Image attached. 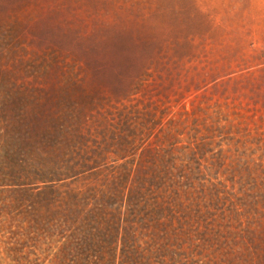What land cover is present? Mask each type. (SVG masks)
I'll list each match as a JSON object with an SVG mask.
<instances>
[{
    "label": "rangeland",
    "instance_id": "374dc122",
    "mask_svg": "<svg viewBox=\"0 0 264 264\" xmlns=\"http://www.w3.org/2000/svg\"><path fill=\"white\" fill-rule=\"evenodd\" d=\"M241 104L242 123L262 133L240 149L251 161L228 151L233 133L198 132L208 113L215 117L219 108ZM122 111L145 131L140 150L156 139L160 160L177 166L174 177L197 186L219 182L239 198L240 183L232 179L241 180L248 161L264 192V0H0L5 264H125L121 235L103 228L87 238L88 223L70 227L37 217L39 207L64 204L66 195L49 189L44 173L34 176L28 166L34 143L46 156L51 148L50 154L76 146L85 141L73 134L78 127L91 126L96 136ZM96 138L88 144H105L100 134ZM138 153L97 156L94 170L111 172ZM77 199L86 210L94 203L92 196ZM212 242L194 226L165 264H212Z\"/></svg>",
    "mask_w": 264,
    "mask_h": 264
},
{
    "label": "trees",
    "instance_id": "16d2710c",
    "mask_svg": "<svg viewBox=\"0 0 264 264\" xmlns=\"http://www.w3.org/2000/svg\"><path fill=\"white\" fill-rule=\"evenodd\" d=\"M224 109L219 108L215 117L208 113L198 132H206L207 137L216 130L233 133L228 151L236 158L246 156L248 160L249 156L240 149H245L248 142L261 139L262 133L259 129L253 132L249 123H242L247 116L245 105H227ZM135 122L122 111L118 121L108 123L96 136L91 126H80L71 132L84 142L53 149L52 154L51 148L48 156L43 147L25 137L29 147L33 144L28 161L31 172L34 176L44 173V181L52 185L49 189L66 195L61 197L64 204L48 203L45 209L39 207L35 212L37 217L43 221L64 220L70 227L78 222L88 223L91 226L86 231L87 238H94L103 228L113 231L117 238L121 235L127 243L125 264H153L156 256L161 257L159 264L167 263L173 247L182 238L191 236L194 226L208 237L209 243L213 241L210 263L264 264V192L254 178L248 162L251 160L240 167L241 180L232 179L240 183L239 198L225 193L219 182L197 186L194 179L174 177L172 170L177 166L170 163L169 167L166 161L160 160L163 154L155 144L156 139L140 150L138 138L145 131ZM261 123L264 124V117ZM99 134L105 144L89 145L88 139ZM157 137L160 140L159 134ZM109 152L122 159L139 153L134 159L114 166L111 172L95 171V158ZM186 181L192 183L186 187ZM79 195L92 196L94 203H87L91 208L86 210L77 203Z\"/></svg>",
    "mask_w": 264,
    "mask_h": 264
},
{
    "label": "bare ground",
    "instance_id": "6f19581e",
    "mask_svg": "<svg viewBox=\"0 0 264 264\" xmlns=\"http://www.w3.org/2000/svg\"><path fill=\"white\" fill-rule=\"evenodd\" d=\"M3 254H2V252H1V250H0V264H5L4 263V260H3Z\"/></svg>",
    "mask_w": 264,
    "mask_h": 264
}]
</instances>
